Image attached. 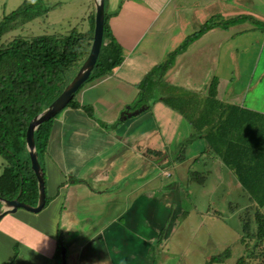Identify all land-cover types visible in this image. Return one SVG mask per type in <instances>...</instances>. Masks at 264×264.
<instances>
[{
    "label": "crops",
    "instance_id": "0c3cea01",
    "mask_svg": "<svg viewBox=\"0 0 264 264\" xmlns=\"http://www.w3.org/2000/svg\"><path fill=\"white\" fill-rule=\"evenodd\" d=\"M106 7L110 28L123 48V62L87 82L75 95L80 106L64 108L50 123L47 149L39 157L48 202L38 213L19 208L2 218L0 264H63L57 255L59 231L67 264H152L150 248L164 226L155 208L160 201L156 193L166 191L156 140L170 147L197 135L193 124L205 129L212 123L207 113L213 111L206 108L211 82L206 79L198 87L191 60L205 62L209 48L222 47L236 28L244 24L245 31L249 26L242 21L225 27L227 20L247 16L264 23V0H105ZM213 17L214 26L180 53L159 81L154 91L164 98L122 120L127 106L133 111L141 105L134 108L141 94L138 85L153 67ZM189 53L191 63L184 70L181 65ZM179 86L187 95L200 93L204 110H182L171 103L167 97L184 96L174 91ZM221 88L216 96L221 103L245 108L237 102L240 96L231 99L226 91L223 97ZM84 106L91 107L93 115ZM147 126L157 137L145 139ZM144 140H155V146L145 148ZM206 151L213 157L210 148ZM145 222L152 228L149 238Z\"/></svg>",
    "mask_w": 264,
    "mask_h": 264
},
{
    "label": "rangeland",
    "instance_id": "374dc122",
    "mask_svg": "<svg viewBox=\"0 0 264 264\" xmlns=\"http://www.w3.org/2000/svg\"><path fill=\"white\" fill-rule=\"evenodd\" d=\"M23 2L24 0H0V21L22 6ZM32 9L36 12L32 18L20 16L9 22L6 32L0 38V46H6L16 37L31 38L42 34L64 36L73 30L87 34V41H91L90 31L96 21V0H33ZM106 11L108 12L107 7ZM250 19L252 18L244 19V22L238 21L249 25L245 31H241L243 24L236 28L237 32L231 33L222 47L216 48L213 45L209 48L205 62L191 60L194 63L192 71L199 77L198 87L206 79L208 83L218 81L216 89L222 86L223 97L226 91L231 99L240 96L237 102L245 106L247 115L249 107L257 112L264 110V23ZM224 26L227 27L225 24ZM189 59L190 53L181 65L184 70L191 63ZM82 65L76 63L68 70L69 82ZM184 78L189 79L187 74ZM181 88L179 86L174 91L184 96L167 97L170 102L177 106L186 103L190 107L193 103L203 111L200 93L187 95L188 91ZM138 103L140 102H136L137 106ZM206 108L208 109L207 105ZM221 110L222 106L217 105L215 112ZM262 113L260 118L250 115V129L261 127L259 123H264V112ZM210 118L209 114L208 119ZM195 126L197 135L178 140L176 145L169 147L163 140H156L158 150L162 152L159 156L156 154L161 164L158 171L165 169L171 175H161L166 191L164 194L163 191L156 193L157 198L159 193L160 201L159 207L155 208L160 216L159 221L164 219L163 227L170 234L165 241L162 239L160 243H152V264H205L214 255H221L223 260L216 264H238L241 257L244 259L243 264H264V239L257 238V223L254 219L257 205L219 155L215 153L211 155L213 157L210 154L207 156L206 150L210 143L204 136L206 129L193 124ZM145 130V139L157 137L155 130L148 126ZM6 143L13 149L9 142ZM144 145L145 148L154 147L155 140H144ZM28 154L27 147L23 152H18L25 159ZM6 165L7 160L0 154V175ZM198 172L204 176L202 182L201 178L196 179ZM247 221L250 223V235L243 229ZM144 227L149 238L152 228L146 222ZM123 243L122 241L121 244Z\"/></svg>",
    "mask_w": 264,
    "mask_h": 264
},
{
    "label": "trees",
    "instance_id": "16d2710c",
    "mask_svg": "<svg viewBox=\"0 0 264 264\" xmlns=\"http://www.w3.org/2000/svg\"><path fill=\"white\" fill-rule=\"evenodd\" d=\"M32 3L33 0H24L22 6L0 21V38L14 18L20 16L32 18L35 15ZM249 18L239 16L227 20L224 24ZM215 20V17L211 18L201 30L188 36L181 46L168 53L163 62L153 67L138 85L141 91L138 105L143 104L150 108L154 101L164 98L154 91L159 81L174 66L177 56L212 28ZM94 27L95 21L90 31L91 41H87V34L73 30L64 36L42 34L31 38L16 37L6 46H0V154L8 162L0 175V196L7 199L18 197L30 204H37L38 180L31 168L29 154L25 159L20 157L18 152L21 153L26 149V131L31 119L47 108L69 84L68 70L76 63L82 65L85 62L94 39ZM123 59V48L114 36L108 23V16L105 14L101 53L90 78L83 85L110 73L123 62ZM217 83L218 81L213 80L209 88L206 105L213 111L207 113V116L210 114L212 117V123L205 128L204 136L208 138L211 151L221 157L223 163L234 172L241 185L250 194L252 201L257 203L258 209L254 218L257 223V238L264 239V211L259 208L264 206V123H259L261 125L259 128L250 129L252 121L250 115L260 118L261 112L249 110L247 115L245 108L223 102L220 104L216 97ZM217 105L222 106V110L215 112ZM69 106H80L75 96L67 105ZM136 107L137 105L134 106ZM178 107L187 111L191 109L186 103ZM192 107L196 106L192 103ZM84 108L93 115L91 107L84 106ZM201 116L205 119V112ZM54 118L41 124L35 132L39 157L46 152L49 125ZM6 142H9L13 149L8 147ZM194 176L195 173L192 174V178ZM196 177V179L201 178L200 182L203 181L204 176L201 173H196ZM74 180L85 181L76 178ZM243 229L250 235L249 221L244 224ZM169 232L166 231V227H162L156 237L157 243L168 238ZM63 246H66V243L63 233L59 231L58 256H62ZM221 257L214 255L205 264L221 263L223 261ZM243 263V257L239 258L238 264Z\"/></svg>",
    "mask_w": 264,
    "mask_h": 264
},
{
    "label": "water",
    "instance_id": "95a60500",
    "mask_svg": "<svg viewBox=\"0 0 264 264\" xmlns=\"http://www.w3.org/2000/svg\"><path fill=\"white\" fill-rule=\"evenodd\" d=\"M104 26L105 0H96L94 39L88 57L86 58L77 75L73 80L69 82V84L64 88L60 95L47 108H45L42 112L31 119L26 131V147L30 157L31 168L38 180L39 195L37 204L33 205L27 203L20 200L18 197L14 199H7L0 196V221L5 215L14 213L19 208L38 213L45 207L47 202L45 172L39 160V153L36 147L35 132L41 124L55 117L59 112L66 108L69 102L76 95L77 91L90 78L101 53L104 40ZM146 109L147 106L142 105L140 108L132 111L131 106H127V108L121 113V119H127L128 117L137 115ZM62 258L63 264H67L66 246L62 247Z\"/></svg>",
    "mask_w": 264,
    "mask_h": 264
},
{
    "label": "built area",
    "instance_id": "2783aa9c",
    "mask_svg": "<svg viewBox=\"0 0 264 264\" xmlns=\"http://www.w3.org/2000/svg\"><path fill=\"white\" fill-rule=\"evenodd\" d=\"M166 175H171V173L169 171H165Z\"/></svg>",
    "mask_w": 264,
    "mask_h": 264
}]
</instances>
